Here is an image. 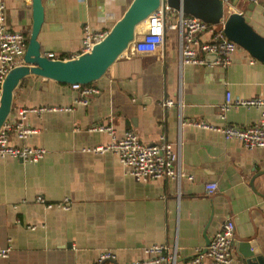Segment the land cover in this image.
<instances>
[{"label":"crops","instance_id":"crops-1","mask_svg":"<svg viewBox=\"0 0 264 264\" xmlns=\"http://www.w3.org/2000/svg\"><path fill=\"white\" fill-rule=\"evenodd\" d=\"M132 1L42 0L41 54L55 60L79 54L82 28L109 31ZM0 2L6 27L28 41L32 0ZM235 8L264 37V0L238 2ZM178 57V36L167 32L161 54L119 58L89 84L101 93L91 96L87 106L75 104L79 93L70 85L36 76L21 81L5 125L16 124L23 109L73 110L29 113L24 124L36 133L25 140L11 138L15 145L44 149L41 161L0 159V247L11 248L0 264H93L106 251L115 255L107 264H129L152 258L144 249L153 245L176 248V264H186L204 252L205 241L226 220L234 226L233 264H264V149L249 150L235 139L188 124L257 123L255 108H232L220 120L219 106L227 92L243 100L264 98V65L241 48L227 67L212 62L180 67ZM167 99L180 106L163 108ZM95 124L110 126L115 139L127 131L145 144L164 137L193 179L177 185L169 179L141 182L125 176L115 154L91 152L112 142L106 133L89 131ZM207 183L217 184L209 196ZM63 200L70 203L68 210L58 206ZM240 243L251 246L253 259L243 257Z\"/></svg>","mask_w":264,"mask_h":264},{"label":"built area","instance_id":"built-area-1","mask_svg":"<svg viewBox=\"0 0 264 264\" xmlns=\"http://www.w3.org/2000/svg\"><path fill=\"white\" fill-rule=\"evenodd\" d=\"M220 1L225 17L238 12L233 3L234 1L252 5H256L259 2V0ZM171 11L167 6H160L142 22L136 28L133 42L120 58L161 54L164 51L166 33L175 32L179 42L178 64L180 67L210 65L205 60L207 55L215 56V61L211 64L221 67H227L231 64V55L239 47L223 35L222 25H209L196 18L185 16L181 12L172 14L171 20H169L171 22L167 25L166 16H171ZM5 19V5L0 2V94L1 86L7 74L13 68L22 65L28 45L23 33L10 31L6 27ZM108 32L106 30H93L90 26L85 25L82 28L81 51L79 54L71 56L70 59L89 53L94 45L105 38ZM45 57L55 60L51 54ZM71 88L79 93L80 99L75 104L82 106L88 105L91 96H97L101 93L99 88L90 85H72ZM175 105L180 106V101L167 99L162 103V107L166 109ZM232 108H255L260 112V119L254 125L243 127L231 125L217 127L202 120L191 121L188 124L196 129L218 133L226 139H235L249 150L255 148L264 149V98L243 100L233 98L227 92L223 104L219 106L220 120H225L226 113ZM72 110V107H40L20 110L18 113L19 121L16 124L13 126L4 124L0 129V159L12 158L23 163L33 164L41 161L46 154L44 149L18 146L12 143L11 138L25 140L36 133V130L24 124L29 113L71 112ZM89 131L106 133L112 138L110 144L97 146L91 152L95 154L109 152L115 154L124 169L125 176L133 177L141 182L169 179L176 182L177 185L184 179L188 181L193 179L182 170L178 152L172 149L171 144L164 137H160L155 144H145L133 131H127L121 138L115 139L113 129L106 124L92 125ZM216 190V183L204 185L205 194L208 196L215 193ZM36 202L45 204L43 198H37ZM58 206L68 210L70 203L68 200H63ZM234 243L233 223L230 220H226L210 239L206 252L196 254L186 264H233L232 246ZM10 252V247H0V258L7 259ZM144 253L153 257L129 264H176L178 259L176 248L169 250L166 246H149L144 249ZM114 260L115 255L110 251H106L102 252L93 264L113 263Z\"/></svg>","mask_w":264,"mask_h":264},{"label":"water","instance_id":"water-1","mask_svg":"<svg viewBox=\"0 0 264 264\" xmlns=\"http://www.w3.org/2000/svg\"><path fill=\"white\" fill-rule=\"evenodd\" d=\"M234 5L238 2L234 1ZM160 6L181 12L206 24L222 25L223 35L264 65V37L256 33L238 12L224 16L220 0H133L124 15L111 27L105 38L89 53L68 60H50L41 54L37 36L43 23L42 0H32L33 23L21 66L6 76L0 94V129L12 109L14 91L22 80L36 76L63 85L86 86L101 79L134 40L136 28ZM207 62L215 56L207 55ZM259 174L258 176H260ZM210 240L205 241L206 252ZM245 259L255 252L248 243H240Z\"/></svg>","mask_w":264,"mask_h":264},{"label":"rangeland","instance_id":"rangeland-1","mask_svg":"<svg viewBox=\"0 0 264 264\" xmlns=\"http://www.w3.org/2000/svg\"><path fill=\"white\" fill-rule=\"evenodd\" d=\"M172 10V9H171ZM176 11H174V10H172L171 12H170V15L171 16H166L167 17V25L171 22V21H169V20H171L170 18L172 17V14H174Z\"/></svg>","mask_w":264,"mask_h":264}]
</instances>
